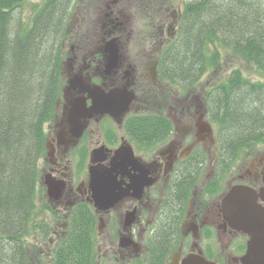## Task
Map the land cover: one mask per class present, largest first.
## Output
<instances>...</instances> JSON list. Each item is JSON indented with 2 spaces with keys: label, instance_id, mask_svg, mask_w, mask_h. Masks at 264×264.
<instances>
[{
  "label": "flooded vegetation",
  "instance_id": "flooded-vegetation-1",
  "mask_svg": "<svg viewBox=\"0 0 264 264\" xmlns=\"http://www.w3.org/2000/svg\"><path fill=\"white\" fill-rule=\"evenodd\" d=\"M146 1L144 11L154 13L160 31L150 29L145 35L149 44L136 45L125 5L111 6L116 1L110 0L102 17L85 19L73 4L61 39L62 94L52 124L46 127L52 156L41 161L46 165L45 173L40 169L46 200L57 215L61 207L71 215L85 204L96 229L102 228L103 246L110 251L104 255L112 264H255L244 259L249 236L233 229L223 210L229 204V188L236 185L251 190L264 211V148L233 170L229 159L218 157L214 127L202 123L207 121L203 106L188 96L185 105L157 106L170 111L165 116L173 125L164 142L152 145L149 137L136 142L126 131L125 123L146 110L138 103L142 93L166 94L158 78V53L178 9H170L167 0ZM84 3L80 0L77 8L89 13ZM86 84L96 85L111 110L107 103L106 109L91 115L90 109L80 111L82 105L88 109L92 104ZM112 91L121 97L110 99ZM132 94L133 100L127 101ZM93 167L104 184L110 174L114 195H121L111 208L96 210L90 202L97 191L90 184ZM44 174L49 179L43 181ZM241 190L233 195H241L245 203ZM60 219H52L55 226ZM93 229L95 235V224Z\"/></svg>",
  "mask_w": 264,
  "mask_h": 264
},
{
  "label": "trees",
  "instance_id": "trees-1",
  "mask_svg": "<svg viewBox=\"0 0 264 264\" xmlns=\"http://www.w3.org/2000/svg\"><path fill=\"white\" fill-rule=\"evenodd\" d=\"M71 1L0 0V264H32L49 233L40 225L41 235L34 234L39 243L24 240L33 231L37 161L45 151L42 129L59 93L63 51L56 45ZM26 3L30 14L23 20L18 11ZM178 23L161 53L159 79L168 91L195 93L211 72L213 84L203 93L217 126L219 157L243 160L264 142V0H186ZM226 62L241 64L258 79L245 78L240 68L225 71ZM132 126L135 138L157 141L170 130L169 120L158 113L137 116ZM92 221L87 208L74 213L54 246V264L92 262Z\"/></svg>",
  "mask_w": 264,
  "mask_h": 264
},
{
  "label": "rangeland",
  "instance_id": "rangeland-1",
  "mask_svg": "<svg viewBox=\"0 0 264 264\" xmlns=\"http://www.w3.org/2000/svg\"><path fill=\"white\" fill-rule=\"evenodd\" d=\"M43 0H28L29 3H41ZM106 1V4H105ZM110 0H85V5L82 7H87L88 5L90 6V12L86 13L83 10L81 11L80 9H78L77 7H80V1L78 0V4L77 7H75V9H77V11L81 12V16H83L85 19H96L97 16H100L104 13V11L106 9L109 8L108 6V2ZM112 1H116L114 4L111 3V6H124L125 5V9H126V14L128 15V19L130 20V24H129V29L131 31V38L133 40V44L132 45H136L137 41L143 43V44H149V39H147L145 37V35L148 33L150 29L152 31L155 30V20L156 17L154 15L153 12L151 13H147L145 11H136V5L141 6V3L143 2L144 4H147L146 0H129V3L126 0H112ZM131 2V4H130ZM180 2L181 0H175L172 3L171 7H175V8H179L180 6ZM127 3V4H126ZM28 3H26L24 6H26L25 8H23L22 12L18 11V16L24 17V20H27V16L30 14L28 12ZM113 4V5H112ZM23 6V7H24ZM100 16V17H102ZM160 31V27L157 28V32ZM88 36H91V32L88 33ZM80 44H82V40L84 39V37L80 38ZM66 40V39H65ZM67 43L69 44V41H67ZM62 49V48H61ZM132 59H134V57H132ZM224 69L225 71H230L234 68H240L242 70V76H244L245 78L249 79V80H257L258 77L256 76V74L251 70L248 71L246 69V67L241 66V64H238L236 62H226L224 64ZM224 69L222 68V72H224ZM226 72V73H227ZM216 73V72H215ZM214 75H212L211 72H208L206 74H204L201 78V80L199 81V86L196 88L197 91L195 93H192L191 95H187L189 100L190 97H196L198 100L193 101L194 104H199L202 105V103L204 102V93L208 91V89H210V87L213 84V78ZM149 90H146L145 92H147ZM156 91V90H155ZM155 91H150V93H147L145 95V93H142L141 96V100L138 101V103H140L141 106H143L144 109H149V110H156L158 109L156 106H161L163 104H169L174 106V103L176 104H182L185 105L187 104V101H185V96L183 94H180L178 91L172 90L171 89L168 91H166L165 96L163 95H157ZM204 92V93H203ZM155 94L156 97L155 98ZM159 98L160 102L157 101ZM190 102V101H189ZM149 106V107H148ZM186 107V106H185ZM160 111H163L164 115H166V113L168 114L170 111L168 110H164L163 107L162 109H160ZM146 112H144L143 114H145ZM204 125V124H203ZM162 144V145H161ZM164 144L160 143L158 144V148L162 147ZM256 147L258 149H263L264 148V142H259L256 144ZM207 158V156L205 155V159ZM42 160H38L37 162V167L38 170L41 169V171L43 170V168L46 169V165L41 163ZM246 161V159H243L241 161V163L238 166H235L236 168L241 167V165ZM85 170V168H84ZM234 170V168H233ZM43 173L44 170L42 171ZM106 180V179H105ZM104 180V181H105ZM42 182V178L39 177V181L37 182L36 185V191H35V205H36V212H37V216L35 214V221L30 222L31 226L33 228V231H28L27 235L25 236V241L28 244H31L33 242L39 243L38 240H40V238H36V236L34 235L35 233H39L41 232V229H39L41 226L43 225L42 222L40 221H44L43 219L47 220V225H50V222H52L51 228H54L55 226V222L56 221H52V214L49 212V209H46L45 206H48V201L46 200V196H45V187L44 185L41 183ZM235 190L234 185H231V187L229 188V192L233 193ZM48 193V192H47ZM109 197H106L105 199L108 200ZM110 201V206L109 208H111L113 205H115L116 201L115 200H109ZM253 203L257 206V204L261 203V202H256L253 200ZM259 206V205H258ZM104 207H107L104 204ZM60 212V222L62 226H66L67 222H68V218L70 217V215H66L63 212V208L61 207V210H59ZM93 224H95V229H96V223L93 220L92 221ZM48 226H46V228L48 229ZM54 230H56V235L52 233V231H49L48 235L46 236L45 239H42L40 241V243L38 244V253L35 257V255L33 256L32 260V264H54V258L52 257L53 253L55 252L54 246L56 247L57 245V235L59 236V234L62 233V229L58 228L55 226ZM101 230L102 228L96 229L95 231V236L97 235L96 238V242H94L92 249H91V253L93 255L92 257V262L90 264H112V260L111 258H108L109 255H104V252L107 250V253H109V249L104 248L103 246V241L102 238L103 236L101 235ZM41 235V234H40ZM108 247V246H107ZM97 261V263H96Z\"/></svg>",
  "mask_w": 264,
  "mask_h": 264
},
{
  "label": "bare ground",
  "instance_id": "bare-ground-1",
  "mask_svg": "<svg viewBox=\"0 0 264 264\" xmlns=\"http://www.w3.org/2000/svg\"><path fill=\"white\" fill-rule=\"evenodd\" d=\"M116 48V47H114ZM96 96V94H94V97ZM118 97H121V95H117ZM101 96H97L94 98V108L91 109L90 112L87 113V115H91V113H93L94 111H99L100 109H106L105 103L106 100H102ZM114 102H119L118 100L115 99ZM104 176V175H103ZM105 178H107L109 181V185L111 184V176L110 174H108L107 176H105ZM95 183V182H94ZM60 186V185H59ZM105 186V185H104ZM98 188V190H101L105 187H94V189ZM107 188V187H106ZM241 189H243L242 186H236L235 187V191L238 192ZM108 190V188H107ZM109 192L111 190H108ZM242 191V190H241ZM106 193V192H105ZM108 194H106L103 198L101 199H97L99 205H103L106 204L108 206H110V201L106 200V196ZM114 196V200L117 202L119 198H121L120 196H116V195H111ZM239 197H241L239 199ZM254 197V194L251 191H248L244 198L246 199V202L244 203V199L242 198L241 195H237L235 194L234 198L231 199V197H229V204L225 206L224 210H223V214L224 217L227 219V221L229 222L230 226L233 229H241V228H247L248 226H252L250 225L251 223H254L253 226H256V228L258 229L259 227L257 226H261L264 223V212H257L255 210V208H253V201L250 199ZM257 207V206H255ZM108 208V207H107ZM257 219V222L255 221ZM248 262H250V260H248Z\"/></svg>",
  "mask_w": 264,
  "mask_h": 264
},
{
  "label": "water",
  "instance_id": "water-1",
  "mask_svg": "<svg viewBox=\"0 0 264 264\" xmlns=\"http://www.w3.org/2000/svg\"><path fill=\"white\" fill-rule=\"evenodd\" d=\"M91 177H92V181H93V183L95 184V187H105L104 185H109V183H108V180H105V184L104 183H102L101 181H98V178H97V176H95V174H93V172H92V175H91ZM97 179V180H96ZM98 190V189H97ZM97 192V191H96ZM106 192V193H105ZM109 193H111L112 195H113V193H112V191H108L107 189H106V187L105 188H103V189H101V190H98V192H97V195H96V197L94 196V199H95V202L96 203H98V201H97V199L99 198H103L106 194H108L106 197H109L108 198V200H110V195H109ZM112 200H114L115 198L114 197H112L111 198ZM97 205H99V204H97ZM104 205V204H103ZM106 205V204H105ZM253 208H255V206L253 205ZM255 210L257 211V212H261V211H259L258 209H256L255 208ZM256 222H257V219L255 220ZM255 223V222H254ZM254 223H251L250 225H252L251 227L250 226H248L247 228H241V230L242 231H244V232H246L249 236H250V238H251V242H252V250L250 251V252H248V254L245 256V258L244 259H251V260H254L253 262H256V263H260V264H262V263H264V257L262 256L263 255V250H262V255L259 253L258 254V249H260V248H264V223H263V225H259V226H257V227H259L258 229L256 228V226H253V224ZM257 246V251H255L254 249H255V247ZM260 247V248H259ZM255 252H256V254H255ZM261 252V251H260ZM262 256L261 258H259V256Z\"/></svg>",
  "mask_w": 264,
  "mask_h": 264
}]
</instances>
